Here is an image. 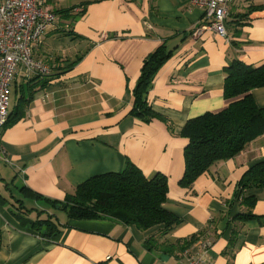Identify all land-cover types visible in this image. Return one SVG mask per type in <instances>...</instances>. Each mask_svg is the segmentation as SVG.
<instances>
[{"label":"crops","instance_id":"crops-1","mask_svg":"<svg viewBox=\"0 0 264 264\" xmlns=\"http://www.w3.org/2000/svg\"><path fill=\"white\" fill-rule=\"evenodd\" d=\"M45 3L56 19L32 54L53 79L0 131V160L12 170L9 181L0 175V190L5 182L10 187L18 182L62 200L88 177L120 172L131 162L147 178L166 176L163 206L182 222L167 232L162 226L142 230L112 219H68L63 211L30 200L63 225L47 240L5 203L0 205V264H186L203 249L206 264H264V187L248 191L255 196L252 213L258 218L231 221L245 210L232 202L237 183L264 160V132L190 187L179 183L187 139L178 134L187 119L227 105L226 65L235 59L253 66L263 61L264 0L230 2L226 37L191 0ZM160 45L171 52L146 94L154 115L143 120L129 113L133 90L144 59ZM34 75L16 69L9 112L20 94L28 96ZM252 96L264 107V86ZM12 192L17 193L13 187ZM35 216V211L28 214ZM200 230L197 240L183 242Z\"/></svg>","mask_w":264,"mask_h":264},{"label":"trees","instance_id":"trees-1","mask_svg":"<svg viewBox=\"0 0 264 264\" xmlns=\"http://www.w3.org/2000/svg\"><path fill=\"white\" fill-rule=\"evenodd\" d=\"M170 52L164 45H160L144 59L133 90L130 114L140 116L143 120H149L154 115L147 103L146 94L157 70ZM223 72V96L228 100L227 105L221 110L206 111L187 119L179 130L178 134L187 139L184 171L179 180L181 186L190 187L199 176L243 151L264 132V107L258 106L252 96L253 89L264 86V59L256 66L235 59L224 67ZM52 79L51 75H34L27 84L28 96L20 94L16 98L12 111L8 112L6 124L20 117L23 114L21 106ZM12 187L18 195L5 182L4 190H0V205L8 203L17 211L14 215L22 224H28L47 240L59 234L63 225L54 213L27 205L26 200L42 201L53 210L63 211L68 219H112L126 225H135L142 230L162 226V230L167 232L182 222L179 216L163 206L168 190L166 176L157 173L147 178L131 162L120 172L88 177L62 200L45 197L25 185L14 183ZM262 187L264 160L249 167L236 185L232 202L244 205L245 210L231 218L234 225L258 218L252 213L255 196L248 191ZM33 211L36 212L35 218H28V214ZM202 231L183 242L197 240Z\"/></svg>","mask_w":264,"mask_h":264},{"label":"built area","instance_id":"built-area-1","mask_svg":"<svg viewBox=\"0 0 264 264\" xmlns=\"http://www.w3.org/2000/svg\"><path fill=\"white\" fill-rule=\"evenodd\" d=\"M232 1L191 0V3L203 8L210 27L226 37L227 7ZM55 19L45 0H0V131L8 118L10 86L16 69L43 76L50 73L45 64L33 57L32 51ZM206 252L203 249L186 264H206Z\"/></svg>","mask_w":264,"mask_h":264},{"label":"rangeland","instance_id":"rangeland-1","mask_svg":"<svg viewBox=\"0 0 264 264\" xmlns=\"http://www.w3.org/2000/svg\"><path fill=\"white\" fill-rule=\"evenodd\" d=\"M13 98H14V92H13V90H11V93H10V101L11 102L13 101ZM11 171H12L11 167L0 160V175L6 177L7 181L10 180V175L12 173ZM15 184L18 185V186L20 185V183H18V182H15ZM15 194L17 195V193H15ZM25 202H26L27 205L33 204L32 202H30L28 200H26ZM58 214H59L60 218H65V214L63 212H58Z\"/></svg>","mask_w":264,"mask_h":264}]
</instances>
